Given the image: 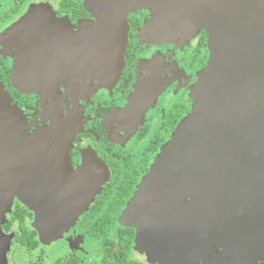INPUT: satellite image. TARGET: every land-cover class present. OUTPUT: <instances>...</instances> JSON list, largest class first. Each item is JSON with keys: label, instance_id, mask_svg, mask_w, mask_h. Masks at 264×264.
I'll use <instances>...</instances> for the list:
<instances>
[{"label": "flooded vegetation", "instance_id": "1", "mask_svg": "<svg viewBox=\"0 0 264 264\" xmlns=\"http://www.w3.org/2000/svg\"><path fill=\"white\" fill-rule=\"evenodd\" d=\"M91 1L0 0V84L23 115L19 135H0L6 264H185L149 261L119 217L194 106L207 32L179 27L166 0H117L104 11L126 38L109 63L77 37ZM34 56L51 71L24 69Z\"/></svg>", "mask_w": 264, "mask_h": 264}, {"label": "water", "instance_id": "2", "mask_svg": "<svg viewBox=\"0 0 264 264\" xmlns=\"http://www.w3.org/2000/svg\"><path fill=\"white\" fill-rule=\"evenodd\" d=\"M116 1L92 0L95 24L77 35L90 33V48L101 46L115 64L126 26L104 8ZM165 6L179 27L206 30L210 59L191 112L161 147L119 221L135 229L134 248L149 261L264 264V0H166ZM29 61V73L51 71L39 56ZM23 81L35 86L36 77ZM22 119L0 84V135H19ZM11 192L0 185V199ZM6 204L0 202V258L9 244L1 232Z\"/></svg>", "mask_w": 264, "mask_h": 264}, {"label": "rangeland", "instance_id": "3", "mask_svg": "<svg viewBox=\"0 0 264 264\" xmlns=\"http://www.w3.org/2000/svg\"><path fill=\"white\" fill-rule=\"evenodd\" d=\"M57 236L53 235V236H49L48 239H56ZM47 237L43 238V240H46ZM9 247L5 248L1 258H0V264H6V252L8 251ZM158 257V256H157Z\"/></svg>", "mask_w": 264, "mask_h": 264}, {"label": "trees", "instance_id": "4", "mask_svg": "<svg viewBox=\"0 0 264 264\" xmlns=\"http://www.w3.org/2000/svg\"><path fill=\"white\" fill-rule=\"evenodd\" d=\"M130 242H131V240H129L127 247H129V246H130Z\"/></svg>", "mask_w": 264, "mask_h": 264}]
</instances>
